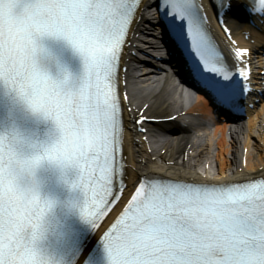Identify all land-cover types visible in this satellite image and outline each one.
Segmentation results:
<instances>
[{"label":"snow or ice","instance_id":"snow-or-ice-1","mask_svg":"<svg viewBox=\"0 0 264 264\" xmlns=\"http://www.w3.org/2000/svg\"><path fill=\"white\" fill-rule=\"evenodd\" d=\"M209 7L229 37L230 15L264 23V0H0V81L61 133L33 154L36 145L19 133L0 134V264H51L39 244L54 202L41 197L35 179L45 161L80 170L73 187L86 194L81 215L94 230L114 202L123 205L103 234L111 264H264V170L259 179L244 172L238 150L230 178L209 180L177 161H170L179 169L174 175L145 171L156 154L136 149L131 173L138 186L133 192L128 184V132L161 138L164 132L147 125L177 119L133 104V72L141 56L152 59L135 41L153 8V28L162 30L157 41L176 53L217 114L247 116L244 101L254 94L248 50H230L229 62L212 34ZM46 36L64 38L82 54L78 85L40 66L39 39ZM253 149L264 152V141L254 136Z\"/></svg>","mask_w":264,"mask_h":264},{"label":"bare ground","instance_id":"bare-ground-1","mask_svg":"<svg viewBox=\"0 0 264 264\" xmlns=\"http://www.w3.org/2000/svg\"><path fill=\"white\" fill-rule=\"evenodd\" d=\"M227 23L234 30L235 34L242 38L241 31L251 34L257 41L254 48L258 55V67L252 74V82L256 90V97L261 103L248 109L247 119L244 120L241 128L231 123L215 119L212 107L204 97H199L189 106L175 84L174 79L169 75H164L161 69L153 65L144 64L143 68L133 72L139 84L131 91L133 92L134 106L149 103L153 111L160 117L168 115H177L176 120L165 123L167 127L173 128V137L165 140L164 137L169 134L166 131L164 137L155 138L147 134V140H143L146 134L129 131L128 143V164L129 168V188L132 186V180L135 179L131 173V167H137L138 153L144 156L156 154V162L151 163L145 171H173V175L179 170L176 165L170 161H177L178 164H187V170L201 178L209 180H224L230 178V172L234 169L233 156L234 151L238 153L247 149L245 153L246 164H242L244 172L259 176L264 170V152L254 153L253 137L255 136L264 141V99L259 92H263L264 87L260 81L259 73L264 69V34L261 32H252L248 23H244L243 30H238V22L232 18H227ZM138 41V39H136ZM135 41V42H136ZM262 46V48H261ZM146 68L153 71L147 73ZM256 69V67H255ZM148 77V79H145ZM161 77V78H160ZM223 120V118H221ZM131 128V124L129 125ZM165 127V128H167ZM153 129L152 126L149 127ZM139 143H135V141ZM240 156V155H239ZM242 161V160H241ZM209 162V166L205 164ZM203 167L199 170L200 164Z\"/></svg>","mask_w":264,"mask_h":264},{"label":"rangeland","instance_id":"rangeland-1","mask_svg":"<svg viewBox=\"0 0 264 264\" xmlns=\"http://www.w3.org/2000/svg\"><path fill=\"white\" fill-rule=\"evenodd\" d=\"M203 166H204L203 163L200 164L199 170H201V168H202ZM208 166H209V162L205 164V167H208Z\"/></svg>","mask_w":264,"mask_h":264}]
</instances>
